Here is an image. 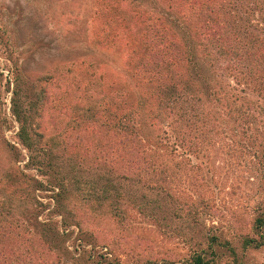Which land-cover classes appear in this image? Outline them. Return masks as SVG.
I'll list each match as a JSON object with an SVG mask.
<instances>
[{"label":"rangeland","instance_id":"1","mask_svg":"<svg viewBox=\"0 0 264 264\" xmlns=\"http://www.w3.org/2000/svg\"><path fill=\"white\" fill-rule=\"evenodd\" d=\"M92 1L0 0V264H187L213 234L223 245L216 248V264H233L227 247L240 263L264 264V226L255 224L264 187L245 157L231 159L221 145L209 143L198 156L178 150L168 157L166 173L135 177L125 191L118 172L107 175L105 168L67 156L62 143L39 155L40 171L28 164L10 112L14 77L45 93L61 79L75 99H84L82 87L93 70L117 71L119 55H103L93 45ZM61 113L40 109L48 135L59 131ZM106 179L113 204L98 215L88 193L100 191ZM63 185L78 192L58 203ZM202 199L213 208L197 205ZM123 211L124 220L114 217ZM245 239L263 245L245 249Z\"/></svg>","mask_w":264,"mask_h":264},{"label":"trees","instance_id":"2","mask_svg":"<svg viewBox=\"0 0 264 264\" xmlns=\"http://www.w3.org/2000/svg\"><path fill=\"white\" fill-rule=\"evenodd\" d=\"M91 15L94 47L119 55V65L115 74L93 70L82 87L84 99H75L61 79L45 93L14 77L10 112L28 164L40 171L39 155L62 143L67 156L105 168L107 175L118 172L125 191L135 177L166 173L168 157L178 150L197 155L210 143L231 159L245 157L263 189L264 0H93ZM50 108L62 111L55 135L40 121V109L45 114ZM110 184L106 179L100 191L88 193L98 215L113 204ZM142 186L149 188L145 180ZM73 191L77 187L60 186L58 203ZM209 203L197 205L206 210L213 208ZM124 214L114 217L124 220ZM255 224L264 226V207ZM53 236L63 237L58 231ZM243 245L256 250L263 242L245 239ZM220 246L218 235L207 236V246L194 248L187 264H216ZM227 249L233 264H244Z\"/></svg>","mask_w":264,"mask_h":264}]
</instances>
